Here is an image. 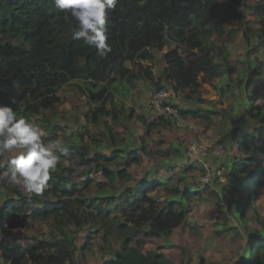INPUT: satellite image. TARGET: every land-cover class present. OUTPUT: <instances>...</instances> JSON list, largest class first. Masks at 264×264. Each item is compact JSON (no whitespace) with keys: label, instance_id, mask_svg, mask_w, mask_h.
Here are the masks:
<instances>
[{"label":"trees","instance_id":"trees-1","mask_svg":"<svg viewBox=\"0 0 264 264\" xmlns=\"http://www.w3.org/2000/svg\"><path fill=\"white\" fill-rule=\"evenodd\" d=\"M248 1L118 0L115 10L107 13L108 42L112 51L101 59L95 48L73 39V27L65 23L64 12L55 8L53 0H0V105L16 110L22 102L24 111L20 114L49 129L52 120L40 118L41 112L55 114L62 103L61 90L74 83L87 97L89 105L101 103L102 106L95 111L91 109L93 116L89 115L91 111L85 115L88 123L94 125L92 130L84 126L83 131L73 130L68 136L67 161L87 167L86 175L97 174L102 169L105 178L98 183L90 179L78 182L75 169L59 165L48 182L49 187L40 196L28 195L0 179V256L10 259V264L72 263L77 251L91 248L89 240L81 249L75 245L77 232L84 227L88 211L104 208L110 210L103 216L106 224L102 239L110 247L111 255L103 264H172L163 252H144V239L133 244L129 237L133 227L140 228L147 238L170 237L188 219L196 198L195 190L199 188H193L187 172L179 179L178 184L187 179L186 185L180 188L172 183L171 176H160L157 170L122 191L116 187L133 179L131 169L142 162L144 155L159 152L148 153V143L143 136H125L113 124L121 113L133 118L132 110L117 98L125 101L138 81L149 83L154 89L168 85L174 92H188L187 97L196 103L208 102L203 99L206 84L216 90L223 103L224 97L231 96L233 103L226 109L228 115L225 114L231 128L219 140L227 147L234 141L227 168L229 183L223 191L243 199L244 205L236 211L240 222H245L247 208L251 209L264 191V167L256 165L255 157L264 154V79L256 54L264 45V0L254 6L260 25L246 29L247 41L249 35L255 33L258 42L244 54L245 61L240 59L241 64L231 62L229 45L237 31H229L228 26L233 21L245 22L244 7ZM218 34H227L230 40L220 45L209 43ZM166 46L169 48L163 56L165 65L157 75L154 71L156 53ZM180 50L184 51L183 55ZM108 102L110 108L106 107ZM208 103L206 109L197 105L193 108L174 106L179 118L209 124L214 115L223 114L225 110L210 108L211 103ZM241 116L251 125L238 126L237 118ZM137 119L150 134L159 127L170 129L174 124L164 117L152 122L142 116ZM53 128L65 130L61 125ZM168 156L173 165L178 166L177 160L183 157L182 149L170 147ZM7 167L5 164V169ZM156 177L159 178L155 180ZM92 186L96 187L94 194L90 192ZM117 201L125 207L121 208L125 214L120 225L111 215L114 208L120 210ZM16 219L31 222V227L54 221V229L49 236L40 235L42 239L38 238L34 244L33 241L20 243L11 235L12 222ZM250 222H256L257 229L249 232L245 251L235 264H264V214L257 208ZM5 224L7 228L3 227ZM117 228L128 238L114 249L112 240L116 238Z\"/></svg>","mask_w":264,"mask_h":264},{"label":"rangeland","instance_id":"rangeland-1","mask_svg":"<svg viewBox=\"0 0 264 264\" xmlns=\"http://www.w3.org/2000/svg\"><path fill=\"white\" fill-rule=\"evenodd\" d=\"M259 0H249L244 7V13L246 20L245 22L233 21L229 24L228 30L235 29L237 34L231 40L227 34H218L209 43L222 44L224 41L230 40V51H231V62L233 64H241L240 59L246 60L244 54H246L253 45H256L258 39L255 33L250 34L249 41L246 39L247 27L250 26L256 29L260 25L259 18L256 16L254 6ZM246 31V34H245ZM172 47L175 43H170ZM169 46V45H168ZM166 46L162 51L156 53V67L154 66L155 74L159 75L160 69L164 66L163 56L169 48ZM183 50L179 53L183 55ZM259 60L262 64L261 78L264 79V45L260 46L258 52ZM166 85V84H164ZM167 91L169 94L168 99L172 105H178L187 108L196 107L200 109H206L211 103L213 109H223V114H216L213 116L212 122L207 123L193 120H186L183 118H169L174 122L170 129L159 127L152 134L146 132L144 125L137 119L138 116L145 117L147 122H152L160 116H157L152 109L150 104V94L154 89L151 84L142 82H136L130 95L125 97V101L117 98L119 102H122L126 108L132 110L133 118L129 117L128 114H120L118 121L114 122V126L117 131L125 134V136H131L135 134L137 136H143L148 143V153L151 151L159 150L156 154L144 155V159L141 163L136 164L131 169L133 179L126 184H116L117 190L122 191L126 187L134 186L139 181H142L146 174L157 170L160 176H171L172 183H179L183 173H186L191 185L199 188L196 191L195 200L193 202V210L186 222L179 228H177L173 234L167 239L160 238H147L144 236L140 228L133 227V233L129 237L130 240L137 242L139 239L145 240L144 252L149 250H158L163 252L172 262V264H235L239 255L245 251V246L248 242L249 232H254L256 222H250L254 219L255 210L258 208L259 212L264 214V191L260 193L257 198L256 204L246 210L244 217L245 222L241 223L239 214L237 213V207L244 205L243 199H236L232 195L226 194L223 191V187L229 183L227 179L228 175V164L231 162L230 149L234 147V141H230V147L224 146V152L220 156L212 159L201 158L197 160L202 165H195L187 159L186 152L188 148L196 142L206 140L208 142H217L222 139L230 130L231 124L226 119L225 114L228 115L226 109L229 105H232L233 99L231 96L224 97V103L222 98L216 93L208 84L203 86L204 95L203 99L207 100L206 103H196L195 101L187 97L188 92L177 93L172 90L168 85L165 88H161ZM260 86V91H262ZM254 91V89H253ZM256 93V92H255ZM62 103L57 106L56 113L44 112L40 114V118L44 117L51 119V126L48 129L47 125H38L41 127L49 140H54L59 136L63 140V147L70 136L72 131H83L84 126L90 130L93 129L94 125L88 123L85 115L91 111H95L96 108L102 106L99 104H91L87 102V97L77 89L74 83L66 85L60 92ZM106 107L110 108V103H106ZM92 111L89 112L90 116ZM39 118V119H40ZM166 118V117H164ZM110 120V119H109ZM251 123L246 117L241 116L237 118V125L240 127ZM55 125H61L65 127V130L59 129L54 130ZM99 129V127H97ZM187 128V130H186ZM51 129V131H50ZM53 129V130H52ZM146 138H145V137ZM233 142V143H232ZM226 143V142H225ZM224 144V143H223ZM225 145V144H224ZM180 146L182 149V158L177 160L178 166L173 165L171 156H168V148ZM16 153H10L6 159L12 158ZM258 159L256 165L264 167V154L255 155ZM63 166H71L76 170L75 179L78 182H84L86 179H90L94 183L103 182L105 180L103 170L101 169L97 174L86 175L84 171L87 167L79 165L74 161L61 160L58 164ZM208 166V171L212 176V180L209 184L201 183V178L206 173L205 167ZM257 175V171H254ZM195 179L193 181L191 179ZM221 177L223 182L221 185ZM159 177H156L158 179ZM149 178L148 180H150ZM183 183L178 184L180 188L186 185L187 179L182 180ZM194 182L196 184H194ZM96 187L92 186L90 189L91 194H94ZM29 195V193H27ZM2 200L0 199V202ZM119 203L120 210L114 208L111 210L112 217L117 218V224L122 223V217L125 211H121L122 203ZM110 209L105 210L100 208L99 210L90 209L89 215L85 221V225L82 229L77 232L75 245L78 248L82 247L86 240H89L91 248L84 252L79 250L75 254L74 261L66 264H103L105 260L110 258L111 249L108 245H105L102 235L104 225L106 224L104 214ZM249 221V222H248ZM13 229L12 234L15 239L20 240V243H35V240L41 238V236H49L54 229V221H48L46 223H36L31 227V222L23 221L22 219H16L12 222ZM74 228V227H72ZM116 238L112 240V247L114 249L119 248V245L124 242L128 237L120 234V228L116 229ZM70 233L69 230H67ZM99 232L98 235H95ZM41 235V236H40ZM70 235V234H69ZM93 236V237H90ZM42 239V238H41ZM4 261L5 264H10V259L0 256V262Z\"/></svg>","mask_w":264,"mask_h":264},{"label":"clouds","instance_id":"clouds-1","mask_svg":"<svg viewBox=\"0 0 264 264\" xmlns=\"http://www.w3.org/2000/svg\"><path fill=\"white\" fill-rule=\"evenodd\" d=\"M53 2L55 8L64 12L65 23L73 27V39L95 48L99 58H106L112 51L108 42L107 13L115 10L118 0ZM23 111L22 102L16 110L0 105V157L16 153L10 160L0 159V179L22 192L40 196L49 187L48 182L62 158L67 161L69 154L59 136L45 141V131L21 115ZM178 117L179 114L175 118ZM5 164H8L6 169ZM203 180L207 181L208 177H203ZM3 227L8 226L5 224Z\"/></svg>","mask_w":264,"mask_h":264},{"label":"built area","instance_id":"built-area-1","mask_svg":"<svg viewBox=\"0 0 264 264\" xmlns=\"http://www.w3.org/2000/svg\"><path fill=\"white\" fill-rule=\"evenodd\" d=\"M169 94L164 89L160 90H153L150 94V104L152 106L153 111L157 116L166 117L164 118H175L178 116V111L173 106L168 99ZM224 144L217 142H208L206 140H202L200 142L193 143L187 150L186 156L189 161L198 163L197 160L203 158L205 159H212L216 158L224 152ZM203 166V164H201ZM206 173L203 177L207 176L208 180L204 181L203 177L201 178V183L209 184L212 180V176L208 171V166L205 167Z\"/></svg>","mask_w":264,"mask_h":264}]
</instances>
